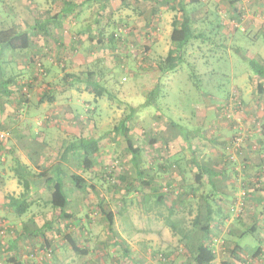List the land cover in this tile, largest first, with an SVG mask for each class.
Here are the masks:
<instances>
[{
    "label": "rangeland",
    "instance_id": "374dc122",
    "mask_svg": "<svg viewBox=\"0 0 264 264\" xmlns=\"http://www.w3.org/2000/svg\"><path fill=\"white\" fill-rule=\"evenodd\" d=\"M175 3L176 0H173L170 5H175ZM60 4L59 0L54 2L52 0H0V30L24 28L21 19L29 22L32 17L43 14L44 10H56ZM128 4L129 6H123L119 0H110L109 7L105 13V17L110 16L111 22L118 21L120 23L118 30L123 35L121 36L123 43L116 44L115 47L117 49H105L93 52L94 54L87 53L85 50L82 53L81 51L70 49L65 53L69 68L75 70L83 69L84 65L87 62L89 63L91 59L102 56L103 63L93 65L91 68L94 67L95 70L99 71V74H101L100 70L103 71L102 65L110 70L104 76V80L105 87L112 95L103 94L100 97H94L93 94L84 91V87L81 86L77 91L72 89L75 92L73 91V94L70 93L71 97L69 100L64 98L69 94L67 92L66 95L57 96V102L46 103L45 106H42L41 104H36V102L44 87V82L37 89H32L29 98L31 104H23V107L19 104L18 107V104L15 103L18 94L13 93L10 95L12 97L16 96L13 102L19 108V114H21L20 117H23V121L18 123L16 128L12 127L10 131H12L13 135L9 134L10 136H8L12 137V140L18 137V147L14 148L13 151L23 154L24 159L30 163L31 168L35 172L40 170L38 165L45 163L48 166L56 160L58 147L65 139L71 141L73 135L79 134L86 136L102 135L105 131L110 130L124 115L130 112L131 107L135 108L138 106L143 95L156 83L157 76L152 68L158 58L163 57L170 47V35L173 28L172 20L174 15H179V12L177 9H169V4L154 5L158 11L155 13V17H152L153 4L149 1L129 0ZM203 4H207L206 6L209 9L218 10L222 25L221 31H223L222 33L225 37V39L221 38L224 45L216 48L212 43H202V38L193 39L194 42L187 47V61L182 63L178 71L161 79L163 91L161 98H158L157 105L148 107L152 110L145 109L140 110V112H137L138 109L135 110L129 121L131 134L134 144L140 145L145 151V155H148L149 152L151 154L162 153L165 157L178 153L182 154L179 162L184 169L183 176L186 183H191L193 181V172L188 169V164L186 163L190 153L183 141L173 140L163 149L157 146L152 148V145L149 144L151 137H155L159 131L164 129L167 122L165 116L176 114L178 117H182L178 126L183 132L188 133V136L189 133L194 136L197 132L201 135L204 133L207 139L226 141L239 132L236 138H243V146L240 153L237 154V162L246 168L238 164L240 169L236 174H229L228 179L230 181L226 182V179H221L217 182V186L220 191L223 189L226 193L237 194L234 206L237 205L240 211L231 212L226 220L230 221L239 215V220L243 221H233L232 226L236 228H232L234 235L231 236V240H235L240 245H246L249 249L258 245L264 247V215L261 213L264 204V176L255 177L253 172L257 170L256 167L258 166L252 168L249 163L251 155L255 156L256 154L258 159L264 158V151L258 146L260 141H264V133L262 132V129H264V97L256 94V78L246 68L247 64L245 61L239 54L232 53L233 49L239 48L246 55L258 56L264 61V0H240L238 4L240 5V13L237 14L230 12V10L226 11L228 6L223 0H199V3L195 6V15L198 18L205 13ZM97 5L82 8L81 16L83 21H80V24L82 22L87 23L84 20L89 15L88 12L95 11L98 7ZM120 19L121 21H119ZM69 20L67 19V21ZM71 30L73 32L77 31L75 25L69 28L68 23H65L62 31L65 35L63 40L65 39L66 43L68 42V37L74 35ZM199 32L205 33L203 30ZM206 33L205 36H209ZM38 43H41L40 46L45 44L41 39L38 40ZM212 47L216 49L211 52L208 51ZM43 51L46 52L47 49L45 48ZM21 52H14V54ZM5 54L6 52L0 49V79H5L8 75L18 70H15L14 63L5 62ZM45 54L46 58L50 59L54 57L55 51L49 50L48 47V52ZM81 55H85L84 60H87L86 63L82 64ZM52 68L56 71L54 66ZM57 73L60 76L61 70H58ZM99 74L97 73L96 76H101ZM1 88L3 89L2 93L5 95V88L3 86ZM3 94L1 96L2 99L5 97ZM6 96L8 97V94ZM227 98H229V103L224 109V107H221L222 102ZM238 100L243 101V105H239ZM235 102L238 106H234L233 103ZM11 103L6 105V111L10 109L12 110L11 113H13L15 108ZM176 105H181L182 108L179 109ZM183 106H187L192 112L186 108L183 110ZM201 135H198V137ZM19 137L22 139H19ZM6 139L8 141L9 138ZM252 139L254 142H252ZM8 143L13 144V142ZM155 144L157 145L158 142H155ZM191 144L198 151L202 152L203 149H206V159L208 155H210L209 157L213 155L209 146L218 147V145L205 139L197 140V142L194 140ZM248 144L253 147L250 148ZM233 148L236 149L234 146ZM98 162L99 165L92 170L96 173L103 168V170L106 169L107 171L112 170L114 174L125 172L131 178L133 177L130 154L125 151L124 142L121 138L114 139L111 135L103 140L98 155ZM246 162L248 164H245ZM169 163L172 164L171 162ZM61 167L67 174L78 173L86 179L93 176L92 171L82 172L73 161L62 164ZM177 171L171 165L169 172L161 174L162 176L158 179V182L163 185L162 191L168 188L164 183L169 181V177H175ZM65 181H67L66 189L69 196L66 211L72 213L71 218L67 216L66 219L64 217L61 218V222L63 220H71L64 227L71 232V236L68 233L69 231L65 236L68 239L73 238L74 241L76 239L79 240L77 243L81 239L86 238H102L106 240L104 243L111 241L112 237L107 230L106 220L101 218L99 209L96 206L97 198L95 194L88 190L80 192L74 188L73 184L68 182V178H65ZM96 181V178H93V182ZM114 181L116 180L114 179L111 183ZM242 181L255 183L259 190L244 189ZM110 184L108 182L101 184L97 181L96 191L105 197L106 207H109V212L114 216L118 236L121 239L124 237L123 239L129 240L131 244L133 243V246H146L144 250H138V253L132 257L137 259L139 264H158L157 255L162 253L166 254L167 264H171L170 261L173 264H179V261L185 258L184 254L187 253L183 248L182 241H180L181 233L179 229L190 228V221L195 214L197 203L201 202V199L196 197L193 201H190L191 213L188 211L189 206L185 205L183 210L180 208L175 209L173 214L168 215V209L164 206H161V210L158 209L159 211L156 209L147 211L144 205L137 200L140 197L139 193H136V191L125 193L122 188L114 192L112 190L113 187H108L111 186ZM43 189V187L42 189L38 187L39 193H42L43 197H45ZM30 190H32V187ZM245 190L250 192L249 196H245L243 192ZM195 194H199V192L193 193V195ZM227 195L225 194V196ZM36 198L34 196L35 200ZM37 199L38 205H32L29 211L24 214V218L33 217L35 213L40 215V217L38 216L39 220H47L54 217L56 211L51 209V207H44L43 199ZM184 204L187 203L184 202ZM150 205L147 206L150 207ZM73 214L83 216L85 219L88 216L83 229L80 224L75 226L72 223ZM253 219H256V221ZM89 220L92 223H89ZM0 222H3L0 223V235L5 234L6 236L7 234L13 237L16 233L14 227L8 226L2 218H0ZM172 223H177L178 228L173 229L171 227ZM45 224H48L47 226L51 225L50 222ZM45 224H42V226ZM249 224L250 232H245L243 236L237 234L239 231L247 229ZM25 226H27L26 228L29 232L34 231L39 239H42L44 235L48 239L52 236L51 230L46 226L39 227V229H34L33 226L28 227V224ZM8 229L11 230L9 231ZM88 229H90V233L88 232L86 235L85 231ZM233 229H238L239 231H234ZM227 230V228H224L222 232H228ZM32 238H35V235L30 236V242ZM142 241L143 244L140 243ZM29 247L30 244H27L25 248L28 250ZM115 248L116 245L112 243L105 247L106 252L104 253V249L99 248L102 251H95L92 259H96L101 264H110V258L117 259L120 254L112 256V254H115L113 251ZM222 250L223 248L220 246L216 248V261L218 264L222 262ZM0 251L5 252V255L8 254L7 248L4 247L3 249L1 245ZM66 259L67 256L65 257ZM49 260H51L50 257L48 259L47 257L46 259L43 258L44 264H50ZM187 261L188 259L186 258L185 263ZM116 264H121V262L118 260Z\"/></svg>",
    "mask_w": 264,
    "mask_h": 264
},
{
    "label": "trees",
    "instance_id": "16d2710c",
    "mask_svg": "<svg viewBox=\"0 0 264 264\" xmlns=\"http://www.w3.org/2000/svg\"><path fill=\"white\" fill-rule=\"evenodd\" d=\"M54 1L56 0H53V2ZM128 1L129 0H119L120 4L123 6H129ZM136 1H149L153 4L151 11L152 17H155V13L158 11L157 7L154 5L169 4V9H177L179 12V15H174L172 20L173 28L170 35V47L163 57L158 58L152 68L157 76L156 83L143 95L140 100L141 102L137 107H131L129 113L124 115L117 124H115L110 130L105 131L102 135L86 136L79 134L73 135L71 141L65 139L58 147V157L56 160L48 166L45 163L38 165L40 168L38 172H35L31 166L20 164L16 169L18 183L23 184L25 187V192L23 193H39V190H36V188L39 187V189H42L43 187V193H45L46 197L45 202L52 209L59 210V217L61 218L68 215L72 216V213L66 211L69 196L67 195V181H65V178H68V182L73 184L74 188L78 191L83 192L88 190L89 192L94 193L97 198L96 206L99 209L98 211L101 214V218L106 220L107 230L110 236L114 239H117L118 236L114 216L109 212V207H106L107 202L104 201L105 197L96 191L97 181L101 184L107 182L110 184L115 179L116 181L111 183V186H108L109 188L113 187L112 190H114V192L120 188H122L125 193L136 191L140 196L137 198L138 202L143 204L147 211H152L153 209L161 210L160 207L164 206L168 209V215L173 214L177 207V209L180 208L183 210L185 205L189 206L188 211L191 213L192 207L190 206V201H193V199L197 197L201 199V202L197 203L196 214L191 220L190 228L179 229V232L181 233L180 241H182L183 248L188 253L187 259L190 261V264H216V248L219 246L223 248L221 251L222 264H229L231 259L237 264H264L263 246L258 245L249 249L248 246L240 245L235 240H231V236L233 235L231 233H222L221 229L225 219L229 217L231 212H234L232 209L235 203H232L231 201V204H227L222 196H218L219 193L226 192L223 191V189L220 191L217 182L221 179H226L227 182L229 180V174H236L240 169V167H238L239 163L237 162V154L240 153L243 146V138L240 137L241 144L237 146L236 142L238 138H236V136L239 132H237V135L235 134L233 138L226 141L207 139L204 133L201 135L197 132L194 136H192V133H189L188 136V133L186 134L183 132L180 126H178L182 117H178L176 114H171L167 117L165 116L167 122L164 129L159 131L155 137H151L149 144L152 145V148L157 146L162 149L176 139L181 140L186 144V148L189 149L190 153L189 159L186 163L188 164V169L193 172V181L191 183H186L183 176L184 169L179 162V158L182 157V154L178 153L165 157L162 153L151 154L149 152L146 156L143 148L140 145L134 144L131 127L129 125V121L136 109H138L137 112H140V110L151 109L148 108L149 106L152 107L157 105L158 98H161L163 91L161 79L164 76L171 75L178 71L182 66V63L187 61V47L194 42L193 39L202 38V43H212L216 48H220L224 45L221 38L225 39V37L223 36V31H221L222 25L219 18V12L216 9H209L206 6L207 4H203L202 6L204 7L205 13L198 18L195 15V6L199 3V0H176L175 5H170L173 0ZM109 2L110 0H60L61 4L56 10H44L43 14L32 17L30 19L31 21L27 23L24 29L8 28L0 30L1 51H23V54H26L27 56L31 53H35V51H40L41 53L43 52L42 54L45 58V53L48 52V47L49 50L55 51L52 61H55L57 69L61 70V75L56 81L45 82L47 79V69L40 57L34 58L32 57L33 55L28 57L36 66V77L40 78L39 83L43 84L44 82L45 84L39 94L36 104H51L57 102V96L66 95L67 92L72 89L79 90L81 86L84 87V91L93 94L94 97H100L103 94L112 95L105 87L104 80V76L106 73H109L110 70L104 68L106 66L102 65L103 71L100 70L101 74H99L98 70H95L94 67L91 68L93 65H100L103 63L102 56L91 59L89 63L87 62L84 65L83 69L72 70L67 63V56L63 53V50L70 49L78 51L79 47H82L87 53H93L105 49H117V47H115L116 44L123 43L121 37L123 35L118 30L120 23H118V21L111 22L109 15L105 17ZM223 2L228 6L226 11L230 10V12H233L234 14L240 13V5H238L240 0H223ZM94 5L98 6L97 9L88 12L89 15L84 20L87 21L88 24H83V22L80 24V21H83L81 16L82 8L93 7ZM62 17L77 21L80 25V28L78 29L79 31L77 30L76 32H73V30H71L74 35L68 37L67 44L63 41L65 35L62 30L65 26V22L62 20ZM119 21H121V19ZM49 22H51V24H49ZM56 30H59L58 36L54 33ZM202 30L205 33L207 32L206 34H209V36H205V33L199 32ZM239 32L241 33L240 30ZM80 33H85L87 38L85 40L81 39ZM40 39L44 41V46L37 45L36 42ZM84 41H86V44L83 46ZM44 48L47 49L46 52L43 51ZM215 49L212 47L208 51L211 52ZM233 50L232 53L235 52L239 54L247 64L246 68H248L252 75L255 76L256 94L264 97V61L258 56L246 55L243 53V50L239 48ZM97 73L101 76L97 77ZM3 81L5 85L10 84L11 87H13V89L7 90V87L4 86L6 89V95L8 94L10 96L13 93L18 94L17 98L16 96L14 97V100L16 98L15 101H17V104L19 105L21 102L22 104H28L30 94L32 93L31 91L34 87V84L32 83L33 81H21V78H18V76L14 74L8 75ZM67 96L64 98L68 99L69 97ZM228 103L229 98L222 102L221 107H224L225 109ZM233 104L234 106H238V104L243 105V101L238 100V104H236V102ZM177 107L179 109L182 108L181 105ZM184 108L190 111L187 106H183V110ZM262 132L264 133V129H262ZM111 135L114 139H123L124 149L130 154V163L133 172L132 178L125 172L114 174L112 170L107 171L106 169L103 170V168L97 173L92 171L97 165H99L98 155L103 140ZM198 135L201 136L198 137ZM203 139L218 145V147H213L212 145L209 146L213 155H211V157L208 155L207 159L205 158L207 155L206 149H203L201 152L194 149V145L191 144L194 140L197 142V140ZM155 142H158V144L156 145ZM233 146L236 149H234ZM260 146L264 151V141H260ZM71 161H73L82 172L92 171L93 176L86 179L78 173H65L61 165ZM263 162L264 158L259 160L260 164H263ZM171 165H173L178 171L175 173V177H169V181L164 183L168 188H166L165 191H162L163 185L158 182V179L162 176L161 174L169 172ZM257 165L259 166V164ZM241 166L246 168L244 165ZM259 168L260 169H258L257 172H253L255 177H258L259 175H261V177L264 176V167L262 166ZM128 177H130V179H128ZM93 178H96L97 181L93 182ZM30 185L33 187L32 190H30ZM242 186L244 189L252 188L253 191L259 190V188L256 187V184L250 181L247 183L242 181ZM196 192H199V194L193 195V193ZM243 192L245 193V196L250 194L247 190ZM17 201L16 211L22 212L34 202V199L23 197L17 199ZM168 202L170 207L166 205ZM184 202L187 204H184ZM151 203L152 205H150ZM147 205H150V207ZM262 210L261 213L264 215V204ZM73 216L74 219L72 223H74L75 226L80 224L83 229L88 216L86 219L83 218V216L81 217L76 214H73ZM239 217V215L234 217V222H238ZM253 220L256 221V219ZM47 225L48 224H45L44 226L48 227ZM249 226L250 224L247 229L241 231L237 229L239 231L237 234L243 236L245 232H250ZM171 227L177 229L178 225L177 223H172ZM26 232L28 233L29 231L26 230ZM88 232L90 233L89 229L85 231V234L87 235ZM28 235L32 236L31 234ZM44 236L46 237V235ZM46 238L45 240L47 241ZM118 238L120 237L118 236ZM117 244L120 245L122 249L123 242L117 241ZM9 250L10 248L7 251ZM76 250L79 254H85L87 252L85 249L79 247ZM128 251L129 248H125V252L119 254L117 259H110L112 261L110 264H116L118 263V260L119 262H122L124 259L127 260L126 254ZM163 255L166 256V254ZM130 260L131 258L128 259V261ZM7 261L10 262V264H21V262L13 255L8 257ZM132 261L133 264H139L137 260Z\"/></svg>",
    "mask_w": 264,
    "mask_h": 264
},
{
    "label": "crops",
    "instance_id": "0c3cea01",
    "mask_svg": "<svg viewBox=\"0 0 264 264\" xmlns=\"http://www.w3.org/2000/svg\"><path fill=\"white\" fill-rule=\"evenodd\" d=\"M76 1H79V0H76ZM62 20L65 23H68L69 28L73 25H75L76 30H78L80 28L79 27L80 25L78 24L77 21H74V20L67 21V18H63ZM21 22L24 25V27H26L27 23H29V22H25L24 19H21ZM20 29L22 30L24 28H20ZM58 32H59V30L54 31V33L57 34V36H58ZM63 34H64V32H63ZM80 35H81V39L85 40L87 38V35L85 33H80ZM63 41L65 42V44L68 43V42L66 43L65 39ZM36 43L39 46L41 45V43H38V42H36ZM84 44H86V41L83 42V46H84ZM78 51H81L83 53L84 49L82 47H79ZM66 52H68V50H63V53H66ZM42 53L40 51H35V53H31L30 55L27 56L26 54H23V52H21L19 54H14V52H12V51H7L5 54V62L14 63L15 64L14 65L15 70L16 69H18V70H17V72H15L13 74L17 75L18 78H21V81H33L32 82L34 84L33 88L37 89L40 86V83H39L40 78L36 77V71H35L36 66H35L34 62L30 61L28 58L31 55H33L32 57H34V58L40 57L41 61L44 63V66L47 69V79L45 80V82L46 81H56L57 78H59V73H57L58 70L56 68L57 66H56L55 61H52V58H50V59L45 58V56ZM81 56H82L81 60L83 61L82 64L86 63L87 60H84L85 55H81ZM32 57H31V59H32ZM53 66L55 67L56 71H54V69L52 68ZM72 70H75V69H72ZM3 80L4 79H0V87L5 86V87H7V90L13 89V87H11L10 84L5 85ZM44 85L45 84H43V86ZM2 90L3 89L1 88L0 89V129L6 131V133L8 135L9 134L13 135L12 131H10V129H12V127L16 128V125L23 121V117H20L21 114H19V110H18L19 108H17L15 105V103H17V101H15V103L13 102L14 97L9 96V95H8V97H6V94L4 95L2 93ZM5 91H6V89H5ZM73 91L74 90L69 91L68 100L70 99L71 94H73ZM75 91H77V90L75 89ZM2 94L5 96L4 99L1 98ZM9 99H11V100H9ZM10 103L15 108V111H13V113H11L12 110H10V109L8 111H6V105L7 104L10 105ZM28 103L31 104V101H29ZM21 105L23 107L22 102H21ZM41 105L45 106L46 103H42ZM18 107H19V105H18ZM16 109H17V111H16ZM8 135L6 137V138H9L8 141H7V139H4L2 142H0V218H2L5 221V223L8 226H10L11 228L14 227V229L16 230V233L14 234L13 237L11 235L8 236L7 234H6V236H5V234L0 235V238H1L0 245L3 246V249H4V247L7 248V250L10 248L7 255L4 254L5 252L0 251V264H10V262L7 261V258L12 256V255L14 257H16V259H18L21 262V264H44L43 258L46 259V256L44 257L43 253H44V251H46V249H52V251H53L52 255L50 257L51 260H49L50 264H95V263L101 264L99 261H96V259H92V255L94 254L95 251L98 252L101 249L105 250V251L103 250V253L106 252L105 247H108V245L110 243H112L113 245H116V248L113 250L115 252V254H112V256L117 255L118 253L122 254L123 252H125V248H129V251L126 254L127 260L126 259L122 260L121 264H125L127 262H128V264H133L132 260H137V259L133 258L132 256L137 254L138 250H140V251L144 250L146 248V246H142V247L133 246V243L131 244V242L129 240L123 239L124 237L122 239L121 238L120 239L119 238H117V239L112 238L111 241L109 240L107 243H104V242H106V240H103L102 238L101 239L100 238L81 239L79 243H77L79 240L76 239L75 240L76 244H75V241L73 238L68 239V237L65 236L69 230H67V228H64V227L67 226L66 223L68 221H71V220H66V221L63 220L61 222V217H59V210H55V209L54 210L56 211L55 212L56 214L54 215V217L48 218L47 220H45V219L39 220L38 216L40 217V215H36V213L34 214L33 217H25L24 218V214L29 211V209L32 205H34V204L38 205L37 204V201H38L37 198L44 200L43 201L44 205H45L44 207H47V206L50 207V206L45 202L46 197H43L42 193H35L34 195H33V193H23V192H25V187L23 186V184L18 183L17 176H16V169L20 164L30 166V163L24 159L23 154H21V153L18 154V153H15L13 151L14 148L18 147L17 146V143H18L17 138L18 137H16V139L12 140V137H9L10 135L9 136ZM19 139H22V138L19 137ZM8 142H13V144L11 145ZM252 142H254L253 139H252ZM258 146H260L259 143H258ZM249 147H250V145H249ZM252 147H250V148H252ZM18 152H19V149H18ZM259 160L260 159L257 158L256 154H255V156L251 155L250 161H249L250 166L252 168H255L254 166H258V165H254V164H259V166L256 167L257 170L260 169L259 167H262V166L264 167V162H263V164H260ZM245 164H248V163L246 162ZM257 170L255 172H257ZM36 190H38V188H36ZM225 194H228V195L225 196ZM34 196L37 197L36 200L34 199ZM218 196L219 197L222 196V198H224V200L227 202V204H231V201H232V203H235L236 199H237V194H235V193H219ZM23 197H26L27 199L33 198L34 202L29 207H27L24 211L17 212L16 211V204L18 203L17 199H21ZM168 206H169V203H168ZM195 214H196V211H195ZM195 214L193 215V217L195 216ZM45 216H46V214H45ZM67 217H70V215H68ZM67 217H64V218L66 219ZM233 221H235L234 218H232V220H230V221H227L225 219L223 225L221 226L222 228L221 227H219V228H221L222 230H224V228H227L228 232L223 231L222 233H231L232 235H234L232 232V228H236V227L232 226ZM239 221H243V220H239ZM48 222L51 223V225L48 226V229L52 230V236L50 239H48L44 236L47 239V241L45 240L44 237L42 239H39L37 237L38 235H36L34 231H31L28 233L26 232V230H28V229L26 228L27 226H25V225H27V224H28V227L33 226L34 229L35 228L39 229V227L44 226V225L42 226V224H45ZM89 223H92V222L90 221ZM190 224H191V221H190ZM224 226H227V227H224ZM233 230L235 231L236 229H233ZM68 233L71 236V232L69 231ZM28 234L35 235V238H32L31 242H30V236ZM117 241L123 242L122 249H121L120 245L117 244ZM125 242H126V245H125ZM140 243L143 244V241ZM27 244H30V247L28 248V250H27V248H25L27 246ZM78 247L81 249H85L87 252L85 254L77 253L76 249ZM99 248H101V249H99ZM120 250H121V252H120ZM28 255H29V257H28ZM184 255H185V258L181 259V261H179V264H190L189 260L187 261V263H185V259L187 258L188 253H186ZM66 256H67V259L65 260ZM120 256L123 257L122 255H120ZM130 258H131V260L128 261V259H130ZM110 259L112 260V258H110ZM230 261L231 262H229V264H237L235 261H232V259ZM170 263L173 264L172 261H170ZM216 264H218V263H216ZM221 264H222V262H221Z\"/></svg>",
    "mask_w": 264,
    "mask_h": 264
},
{
    "label": "built area",
    "instance_id": "2783aa9c",
    "mask_svg": "<svg viewBox=\"0 0 264 264\" xmlns=\"http://www.w3.org/2000/svg\"><path fill=\"white\" fill-rule=\"evenodd\" d=\"M7 135L8 134L6 133V131L0 129V142H2L4 139H6ZM240 144H241V141H240V138H238L237 142H236V145L239 146ZM240 204H242V203H240ZM232 210L233 211L238 210V212L240 211L239 208H237V205L234 206ZM0 223H3V222H0ZM43 254H44V257L46 256L47 258H49L52 255V250L51 249H46V251H44ZM157 260H158L157 261L158 264H167V259L162 253H159L157 255Z\"/></svg>",
    "mask_w": 264,
    "mask_h": 264
}]
</instances>
